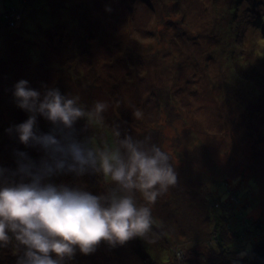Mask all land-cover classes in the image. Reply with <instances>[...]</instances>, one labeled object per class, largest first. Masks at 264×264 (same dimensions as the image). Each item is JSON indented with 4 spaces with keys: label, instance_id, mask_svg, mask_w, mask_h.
<instances>
[{
    "label": "rangeland",
    "instance_id": "obj_1",
    "mask_svg": "<svg viewBox=\"0 0 264 264\" xmlns=\"http://www.w3.org/2000/svg\"><path fill=\"white\" fill-rule=\"evenodd\" d=\"M26 1L23 9L19 0H0V15L12 7L23 13L10 11L8 24L0 26V167L15 170L16 151L32 154L6 131L28 116L13 99V87L23 79L41 92L46 86L78 96L86 108L107 102L103 125L89 127L79 120L77 139L111 144L112 122L127 124L128 135L150 138L169 154L177 177V150L203 144L220 170L225 169L227 184H235L229 186L232 194H226L224 211L237 193L239 204H254L246 217L264 223V102L257 105L264 98V0ZM136 110L139 118L133 116ZM44 121L37 118L40 125ZM202 175L190 177H208ZM244 212L226 215L223 224L243 229ZM170 220L173 228L180 225ZM210 230L200 235V242H179L203 247ZM150 241L156 238L144 240ZM144 242L138 237L117 246L102 241L93 253L77 251L65 264H143L131 254V246ZM203 252L204 258L214 256ZM20 254L11 245L2 248L0 264H17Z\"/></svg>",
    "mask_w": 264,
    "mask_h": 264
},
{
    "label": "clouds",
    "instance_id": "obj_2",
    "mask_svg": "<svg viewBox=\"0 0 264 264\" xmlns=\"http://www.w3.org/2000/svg\"><path fill=\"white\" fill-rule=\"evenodd\" d=\"M13 99L29 115L6 131L43 156L37 162L16 151L17 168L0 167V248L21 251L17 264H65L77 251L93 253L102 241L117 246L146 239L153 225L150 205L177 184L169 154L150 138H121L119 126L112 130L111 144L77 139L79 120L89 127L103 125L107 102L86 108L78 96L46 86L41 92L23 79L14 85ZM38 117L50 122L48 133L39 131ZM68 174L98 175L107 188L93 194L52 182Z\"/></svg>",
    "mask_w": 264,
    "mask_h": 264
},
{
    "label": "trees",
    "instance_id": "obj_3",
    "mask_svg": "<svg viewBox=\"0 0 264 264\" xmlns=\"http://www.w3.org/2000/svg\"><path fill=\"white\" fill-rule=\"evenodd\" d=\"M19 2L23 6V9L27 7L26 3H29L26 0H19ZM13 10L18 12V14H23L14 7L6 10L4 14H1L2 16L0 15L1 27L4 24H8V18L12 16L10 11ZM235 10L233 9L231 13ZM262 21H264V16ZM15 25L16 23L11 27ZM11 27L8 26L12 32L13 30L18 31L17 28ZM19 38L21 39V37ZM263 100L264 98L257 105H262ZM250 108L253 107H249L248 109ZM27 118L28 116L22 122ZM42 124L37 123L39 131L48 133L52 127L50 122L44 121ZM117 126H119L121 133H131L129 130L130 126L128 128L127 124L118 125L112 122L111 127L115 128ZM123 127L126 130H123ZM110 138H112V135H110ZM109 142L111 143V141ZM30 148L32 152L30 157L38 162L43 153L37 148ZM193 148L195 150L192 152ZM186 150L187 148L182 147L175 153V159L178 162L176 170L179 169L181 173L177 177L176 186L170 187L165 194L157 198L154 205H150L153 225L148 237H155L156 242L153 244L151 241L150 243H145V239L138 237L144 243L140 245L134 243L131 246V254L134 257L140 256L138 258L141 259L143 264H187L196 257L201 261V264H255L253 262V246L257 242L256 240H258V244L264 240H259L261 234L264 233V223L259 222L261 220L257 221V223H252L250 218L246 217L254 204L249 203L247 206H245L246 204H239L241 195L235 192L236 196H233V204L228 210L224 211L223 206L227 199L226 194L231 193L229 186L234 187L235 184L232 182L227 184V180L230 178L222 175L225 173V169L220 170V167L211 159L210 154L205 151L203 144L200 143V145L190 148L191 158L193 157L194 159L185 158L184 154L187 153ZM224 162H227L228 167H231V164H233L232 168L236 166L234 161L226 159ZM194 164L197 165V170L194 169ZM185 167L188 170H185ZM201 172H204L202 176L208 177L204 180H195L194 177H190L192 174L199 175ZM56 180H60L61 183H66L70 186H85L86 188H83L87 191L92 190L90 192L93 194H102L106 188L101 191L99 187L102 185L107 186L102 177L91 174H86L82 177H76L72 174L52 177V182L55 181L54 183H57ZM248 183L254 188L253 181H248ZM91 186L93 189L88 188ZM222 197L224 198L222 199ZM160 198L162 199L161 201ZM196 202L201 204V209L200 207L196 208ZM175 204L178 205V208ZM157 205H162V208L157 207L156 209L155 206ZM181 205L183 208L185 207V210L182 209ZM239 206L243 208L240 209ZM237 210L245 211V216L241 220L243 229H239L238 224L236 229H233L229 224H223L224 217L226 215L229 217L233 216ZM164 215L168 217L169 222L162 218ZM172 217L180 224L177 228H173L172 221L170 220ZM203 221L205 222L203 223ZM201 224L203 228L199 232ZM174 225H176V222ZM208 230H210V235L205 240H208V243L203 247H198L194 244L189 248L187 245L184 246V243L179 242L181 238H187L191 242H200V235L204 236ZM226 232L230 235V238ZM204 249L213 252L214 256L208 254L210 258H204L206 256L203 252ZM1 250L2 248H0V252ZM197 260L190 264H197Z\"/></svg>",
    "mask_w": 264,
    "mask_h": 264
},
{
    "label": "water",
    "instance_id": "obj_4",
    "mask_svg": "<svg viewBox=\"0 0 264 264\" xmlns=\"http://www.w3.org/2000/svg\"><path fill=\"white\" fill-rule=\"evenodd\" d=\"M253 262L255 264H264V241L255 246L253 251Z\"/></svg>",
    "mask_w": 264,
    "mask_h": 264
},
{
    "label": "bare ground",
    "instance_id": "obj_5",
    "mask_svg": "<svg viewBox=\"0 0 264 264\" xmlns=\"http://www.w3.org/2000/svg\"><path fill=\"white\" fill-rule=\"evenodd\" d=\"M56 34H57V33H56ZM172 121H173V120H172ZM194 150H195V149L193 148V149H192V152H193ZM186 152H187V153L184 154L185 158H186V159H192L193 157L191 158L190 148H187ZM193 159H194V158H193Z\"/></svg>",
    "mask_w": 264,
    "mask_h": 264
}]
</instances>
